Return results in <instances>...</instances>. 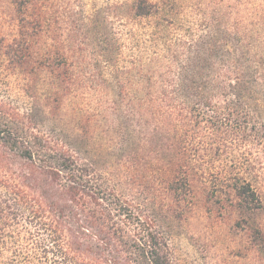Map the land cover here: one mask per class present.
<instances>
[{"label": "trees", "instance_id": "obj_1", "mask_svg": "<svg viewBox=\"0 0 264 264\" xmlns=\"http://www.w3.org/2000/svg\"><path fill=\"white\" fill-rule=\"evenodd\" d=\"M56 7L0 0V73L16 78L29 106L21 114L0 102V264H178L172 236L195 208L194 183L206 180L198 146L208 130L214 140L228 135L223 127L242 119L231 112L248 101L264 120V53L254 76L239 43L238 78L232 50L217 70L215 42L197 44L164 72L140 77L144 92L100 93L97 117L76 106L82 82L70 59L77 55L64 53ZM170 8L166 0H131L115 10L158 30L172 23ZM81 22L84 31L89 24ZM109 37L98 33L103 43ZM256 176L255 192L233 189L243 203L255 202V215L264 212V179ZM254 239L255 264H264L258 223Z\"/></svg>", "mask_w": 264, "mask_h": 264}, {"label": "rangeland", "instance_id": "obj_2", "mask_svg": "<svg viewBox=\"0 0 264 264\" xmlns=\"http://www.w3.org/2000/svg\"><path fill=\"white\" fill-rule=\"evenodd\" d=\"M54 2L64 53L77 55L70 59L82 82L77 88L82 101L76 106L97 117L103 111L100 93L144 92L147 86L140 77L147 71L162 73L163 67L173 63V56L185 57L189 49L209 41L215 42L219 53L212 59L217 70L223 69L217 59L232 50V75L243 77L245 69L237 63L240 53L235 51L240 43L248 49L254 76L260 77L257 58L264 53V0H166L173 9L167 18L172 23L158 30L153 22L130 20L125 12L116 14L115 8L131 0ZM97 16L107 18V24L97 27ZM83 20L89 24L84 31ZM98 33H109L110 41H98ZM96 59H100L99 66ZM0 102L21 114L28 111L14 76L0 73ZM247 104L231 112L242 119L223 127L228 135L214 140L215 134L208 130L198 146L204 161L196 163L203 164L199 170L205 171L206 180L194 183L195 208L173 233L178 264H255V223L264 227V212L255 215V202L243 203L233 190L249 185L255 192V187L260 188L256 173L264 179V142L260 141L264 120L255 102ZM207 144L214 145L209 152ZM195 239L199 241L196 246Z\"/></svg>", "mask_w": 264, "mask_h": 264}]
</instances>
